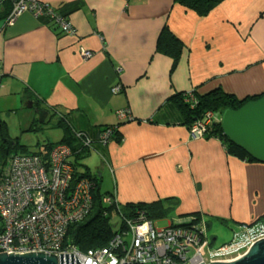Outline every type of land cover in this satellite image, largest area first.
<instances>
[{"label": "crops", "instance_id": "crops-1", "mask_svg": "<svg viewBox=\"0 0 264 264\" xmlns=\"http://www.w3.org/2000/svg\"><path fill=\"white\" fill-rule=\"evenodd\" d=\"M41 1L76 35L30 13L10 25L0 12V114L38 102L48 112L43 123L64 115L71 131L92 138L117 128L119 143L95 145L111 184L101 192L121 206L172 200L167 225L194 213L206 227V220L243 227L264 216V164L229 156L216 139L191 138L170 100L219 88L239 100L264 97V0H225L205 16L174 0ZM166 26L183 42L173 73V61L156 51ZM81 49L93 56L84 59ZM120 110L132 119H119ZM87 167L102 189L101 167Z\"/></svg>", "mask_w": 264, "mask_h": 264}, {"label": "built area", "instance_id": "built-area-1", "mask_svg": "<svg viewBox=\"0 0 264 264\" xmlns=\"http://www.w3.org/2000/svg\"><path fill=\"white\" fill-rule=\"evenodd\" d=\"M6 5L10 11L5 22L12 25L25 13L36 19H45L53 29L68 35H76L71 22L57 9L41 0H0V10ZM84 59H90L93 52L80 50ZM116 86L113 93L120 92ZM187 93L186 102L192 101ZM119 119L131 120L127 110L117 112ZM216 114L206 112L195 122L191 138L204 137L208 127L216 120ZM115 127L107 128L98 136V144L107 145L113 141ZM76 136L86 145L92 139L83 133ZM96 145V144H95ZM94 146V145H93ZM76 167L72 148L66 144L55 145L47 159L35 154H18L10 157L6 164L0 163V254L14 255L45 253L56 255L74 254L81 264H210L231 262L229 256L264 238V224L244 225L245 235L240 245L216 246L207 238V227L202 222L171 224L158 228L155 222L143 214L127 220V230L117 233L108 246L81 252L72 245H66L71 225L85 220L93 209V180L80 173ZM106 196L103 203L110 205L113 194ZM208 250V257L202 251Z\"/></svg>", "mask_w": 264, "mask_h": 264}, {"label": "trees", "instance_id": "trees-1", "mask_svg": "<svg viewBox=\"0 0 264 264\" xmlns=\"http://www.w3.org/2000/svg\"><path fill=\"white\" fill-rule=\"evenodd\" d=\"M223 1L225 0H174V3L192 11L198 16H205ZM9 11L10 7L8 5L2 8L0 10V12H2L1 19L5 20ZM182 50L183 42L166 26L159 35L156 51L161 55L169 57L173 61L170 73H173L176 70L181 58ZM192 95L193 100L189 102H186L187 94L184 93L177 94L170 99L172 105L182 117V125L191 130L195 122L201 120L206 112H213L216 114L217 118L208 127L204 137L207 140L216 139L220 141L227 154L231 157L249 164L258 163L244 150L240 149L224 136L220 117L223 111L238 110L249 101L258 100L262 96L239 100L235 96L225 93L220 88L205 95H197L195 93H192ZM38 105V102H36L35 108H38ZM68 124L67 118L64 117V115L59 116L56 127L63 131V139L56 143H48L43 146V149L36 148V151L30 150L28 147L20 145L17 140L11 139L7 132L6 123L2 122L0 124V163L6 164L10 157L18 154H35L43 159H47L51 149L55 145L66 144L69 145L74 152L76 163L75 168L79 167V160L86 157L92 149H95V144H98L99 142L98 136L102 134L105 129L110 127L101 129L98 136L92 138L87 133L71 131ZM77 133H83L85 137L92 139L91 145L86 146L82 142L83 140L76 136ZM113 138L116 142H120L117 128L113 131ZM84 168L85 172L77 173L76 176H86L95 182L96 188L93 192V209L85 220L69 227L65 242L67 246L72 245L81 252L106 247L117 233L127 230V220H132L143 214L145 217L155 222L166 219L172 212V208L175 204L172 200H166L165 202L159 201L150 204L138 203L121 206L118 205L115 199H112L111 204L106 205L103 203L104 197H112V195H110V193L101 192L100 184L96 176L91 174L87 166H84ZM189 217H191L190 222L183 223V226L201 221V215L199 213H194L189 215ZM115 218L117 219L116 222L113 221ZM263 220L264 216L257 221L262 222ZM221 224L226 225L227 222L222 221Z\"/></svg>", "mask_w": 264, "mask_h": 264}, {"label": "water", "instance_id": "water-1", "mask_svg": "<svg viewBox=\"0 0 264 264\" xmlns=\"http://www.w3.org/2000/svg\"><path fill=\"white\" fill-rule=\"evenodd\" d=\"M29 109L39 114V122H44L47 111L34 107ZM220 123L224 136L244 150L258 163L264 164V97L249 101L238 110H225L221 113ZM0 264H81L74 254L56 255L45 253L0 254ZM210 264H264V238L255 242L242 256L231 262Z\"/></svg>", "mask_w": 264, "mask_h": 264}, {"label": "rangeland", "instance_id": "rangeland-1", "mask_svg": "<svg viewBox=\"0 0 264 264\" xmlns=\"http://www.w3.org/2000/svg\"><path fill=\"white\" fill-rule=\"evenodd\" d=\"M0 114V122L5 121L7 123V132L8 134L13 138H19L21 144H26L27 146H30L31 149H43V146L48 143H56L58 142L62 136L63 131L56 127L57 119H48L46 123H40L39 124V114L35 112L34 109H21L16 113H5L1 112ZM35 118V122L33 123L32 127L27 126L24 122H30L29 118ZM27 119V120H26ZM0 123V124H1ZM27 127V128H26ZM33 129V130H30ZM18 141V140H17ZM102 158L100 157L97 150L92 149L89 152V156H86L79 160V171L85 172L84 166H90L95 167L99 165L102 166ZM102 175H103V185H102V191L107 192L111 188L110 184V178L107 167H101ZM114 222L117 221L115 218L113 220ZM264 224V220L262 221ZM255 223H258L255 222ZM177 223L174 222V225ZM207 224V238H214L216 240V246L220 247L223 245H240V243L244 240L245 235L242 234V227L236 226V225H222V224H215L213 221L206 220ZM218 225V227H215ZM155 226L158 228L166 227L167 220H159L155 221ZM219 226L221 228H219ZM225 230V231H223ZM218 237V239H216ZM223 241V238H227ZM221 240V241H220ZM244 252H246V248L239 251L236 254H232L229 256L230 259L235 258L238 256V254L242 255ZM203 256L206 258L208 257V250L204 249L202 251Z\"/></svg>", "mask_w": 264, "mask_h": 264}]
</instances>
